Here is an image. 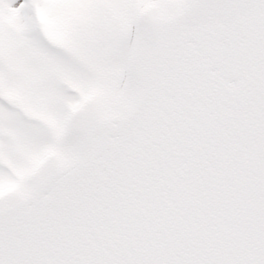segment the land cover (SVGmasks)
<instances>
[{"label":"snow or ice","instance_id":"1","mask_svg":"<svg viewBox=\"0 0 264 264\" xmlns=\"http://www.w3.org/2000/svg\"><path fill=\"white\" fill-rule=\"evenodd\" d=\"M0 264H264V0H0Z\"/></svg>","mask_w":264,"mask_h":264}]
</instances>
